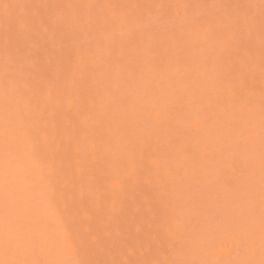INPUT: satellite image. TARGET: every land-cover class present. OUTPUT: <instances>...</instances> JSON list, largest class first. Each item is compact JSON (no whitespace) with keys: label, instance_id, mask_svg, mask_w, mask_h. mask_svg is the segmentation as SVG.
<instances>
[{"label":"rangeland","instance_id":"rangeland-1","mask_svg":"<svg viewBox=\"0 0 264 264\" xmlns=\"http://www.w3.org/2000/svg\"><path fill=\"white\" fill-rule=\"evenodd\" d=\"M0 264H264V0H0Z\"/></svg>","mask_w":264,"mask_h":264}]
</instances>
